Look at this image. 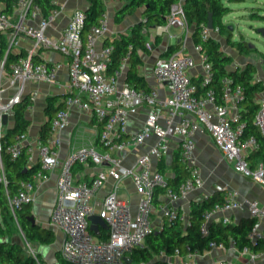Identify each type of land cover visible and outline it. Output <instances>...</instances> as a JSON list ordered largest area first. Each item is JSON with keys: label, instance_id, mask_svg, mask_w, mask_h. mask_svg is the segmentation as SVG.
I'll return each mask as SVG.
<instances>
[{"label": "built area", "instance_id": "built-area-1", "mask_svg": "<svg viewBox=\"0 0 264 264\" xmlns=\"http://www.w3.org/2000/svg\"><path fill=\"white\" fill-rule=\"evenodd\" d=\"M105 5L109 0H103ZM56 7L43 17L39 6L31 4V0H18L15 8L20 17L13 24L7 13L0 7V33L12 30L14 35L20 33L35 40L34 49L10 65L11 78L18 82L19 90L14 97L6 102L0 100V137L4 114L12 115L13 105L22 96L25 82H44L52 84L56 81L60 64L47 65L45 62L35 63L32 55L39 48L57 50L68 58V79L70 93L64 99V107L56 112L51 119L50 132L46 142L39 138L34 144H29L26 134L19 136L8 146L12 158L21 155L24 148L29 153L28 163L39 161L41 168L31 180L21 181L18 190L8 195V207L13 216L24 204L32 203L38 183L45 178V170L58 167L56 178V198L49 214L47 227L63 235L60 244L61 258L70 264H145L131 258L134 251L144 249L146 238L160 227H155L153 214L160 211L161 217L167 223L173 222L178 210L172 204L185 198L192 191L203 186V178L197 166L194 149V135L203 128L211 136L216 147L223 156L233 164L234 169L253 181L264 185V161L256 168H251L247 155L264 147V95L255 97L258 105L253 123L257 135L242 136L244 121L241 101L244 90L238 84H233L228 77L220 80V93L212 87L211 64L207 53L200 43H194L193 49L199 55V62L189 53L184 52L185 43L192 36V27L188 24L183 9V0L174 3L166 17V21L150 29L151 36L171 35L170 28H180L179 48L166 56H158L153 62L154 86L134 88L125 80L129 67V54H126L119 68L112 74L107 69L112 61L113 44H103L110 32L109 17L105 12L97 25L92 26L85 34V12L83 9L73 10L67 24L56 38L49 37L45 31L58 14V0H52ZM41 16L36 27L23 23L26 14ZM219 33L218 27L212 30L203 26L200 32L202 39L213 37ZM13 39L8 43L5 56L11 50ZM145 47L150 48L147 40ZM168 51V50H167ZM4 59L1 60L2 68ZM199 64L201 73L198 82L193 80L190 71ZM2 71V70H0ZM122 78V81L120 79ZM158 86V87H157ZM163 88V93L160 91ZM203 87V88H202ZM202 88V89H200ZM3 89L0 87V95ZM37 92L30 93V102L36 98ZM78 108L89 113L101 124L98 142L102 152L94 146L81 147L69 154L63 160L58 158L60 131L68 124L69 113ZM141 110L144 111V121L141 129L126 138L127 118ZM153 136L156 141L147 149L137 154L133 165H123L122 152L128 147L143 146ZM174 140L179 147L178 161L186 171V177L176 188L168 186L166 177L159 172L158 163L169 150V141ZM34 150L38 158H34ZM75 164H92L99 168L88 181L76 180L73 174ZM110 177L113 180L111 188L96 205L92 199L95 192ZM131 179L138 201L133 211L130 203L120 197L118 190L124 179ZM0 185L8 193L6 178L0 158ZM158 187L164 188L163 195L168 199L165 205H154V192ZM236 192H227L223 202L214 203L203 212L201 233L208 234V224L213 215L233 209L248 211L253 224L247 234L255 244L264 240L261 230V220L264 209L258 201L236 198ZM99 215L107 229H100L99 235L90 230V215ZM227 220L224 219V223ZM226 246L211 241L209 249ZM186 254L181 255L175 249L171 255L160 250L155 257L164 259L167 264H191L190 259L197 253L185 246ZM250 252V247L241 249ZM31 255L41 264L35 252ZM129 257L131 262L125 261ZM255 254L252 255L254 259ZM214 264H231L227 260H218Z\"/></svg>", "mask_w": 264, "mask_h": 264}, {"label": "crops", "instance_id": "crops-1", "mask_svg": "<svg viewBox=\"0 0 264 264\" xmlns=\"http://www.w3.org/2000/svg\"><path fill=\"white\" fill-rule=\"evenodd\" d=\"M58 4H60V6L57 5L58 14L52 24L48 26L45 31V33L51 38H56L59 36L61 29L67 24L74 9L80 8L84 10L88 6L86 0H58ZM232 4L234 3L230 4L231 12L233 11ZM120 6L121 2L117 0H109L106 4V13L109 17L110 32L103 41L98 42V47L104 44L106 38L112 39L114 37L121 36L123 33H128L130 27L135 22L140 20L142 14L140 9L131 14H126L120 19H117L115 15L117 14V10ZM8 15L13 24H16L20 19H22L20 17L19 11L15 7L11 13H8ZM40 19V15L33 17L28 13L23 17V23L28 26L36 27ZM150 29L148 31L147 40L151 42V47H145V51L140 52L141 63L138 66V71L144 76L148 87L156 85L153 78V62L155 58L158 56H166L168 47L170 45L179 44V35L181 32L180 28L171 27V35L152 37ZM219 34L220 33L213 35L217 41H219ZM0 36L5 39L7 44L13 39L11 51L14 53L23 52L26 55L29 50L34 49L35 40L31 37L25 36L22 33L14 35L10 29L6 32H1ZM193 44L194 42L192 40V36H189L185 43L184 52L192 55L198 63L199 55L194 51ZM221 49L224 51L222 46ZM36 54H38L43 61L48 62L49 64H60V68L57 71L56 81L52 84L44 82L24 83L22 96L26 97L34 91L37 92L36 98L30 102L25 114L29 121L26 136L28 138L29 144L32 145L38 138L41 127L46 122H48V116L45 113L48 99L56 98L55 103H58L62 101L64 97L71 91L68 79L67 56L63 55L57 50L48 48H39L36 50ZM2 58H5V54ZM238 61H240L238 58L235 59L232 57V63L230 65L231 69H242L247 63H252L254 65L252 61L246 62L244 64H240ZM198 66L199 64H197V66L190 71V74L196 83L198 82V76L200 74ZM143 69L151 75V81H149V79L146 77ZM255 73L256 71L254 72L255 80L260 81L262 84V89L257 92V96H261L264 95V73L262 74L263 79L260 77V75L256 76ZM120 81H122V78ZM0 87L3 89L0 95V100L3 102H6L14 97L19 90L18 82L13 80L11 76L6 74L4 71H0ZM160 91L163 93V88L160 87ZM143 121V110L128 116L127 133L125 137L129 138L132 134L138 132L143 125ZM7 125L9 127L13 125V115L11 114L8 115ZM5 128L8 127H3L2 132ZM99 131L100 125L94 117L84 110L73 108L69 113L67 126L60 131L61 141L57 149L59 160L65 159L71 152L81 147L94 146L96 149L98 147L102 149V146L98 142ZM155 141L156 137L153 136V138L147 141L143 146L138 148L128 147L124 152H122L123 165L127 167L133 165L137 154L147 149L148 146ZM194 141V155L204 181L203 186L192 191L185 198L179 199L172 204L180 212L185 222L188 220L191 204L194 202L200 203L215 192H222L223 198L227 192H236L237 199L248 198L256 200L258 201L259 206L264 209L263 184L253 181L249 177L237 172L234 169L233 164L223 156L221 151L214 144L211 136L203 128H199L196 131L194 135ZM33 152L34 158L37 159V151L34 150ZM178 152L179 147L177 142L170 140L169 150L166 155L158 163H154L158 170L160 167H162L163 175L165 177L172 178L174 176V166L178 157ZM250 154L247 155L246 159L248 165L251 168H256L261 162L264 161V153ZM98 170L99 168L92 164H75L73 167V174L76 180L88 181ZM44 174L45 178L38 183V186L34 192V199L31 203V207L32 214L34 215L36 222L40 225L46 226L50 211L56 198L55 184L58 175V167L45 170ZM112 184V178L108 177L102 186L95 192L92 201L96 205L100 203L107 191L111 188ZM118 194L120 197L124 198L130 203L133 211L136 210L138 195L135 192L131 179L126 178L123 180L121 187L118 190ZM159 200V205H165L168 202V199L163 194L159 195ZM224 219L227 220L226 223L238 224L242 219L251 218L247 210L233 209L216 213L213 215L209 224H226L224 223ZM163 222L164 220L161 217L160 211H157L155 214H153V223L155 227H160ZM261 230L264 234V218L261 220ZM56 234H58V237H56L51 244H37L35 246V252L39 257L41 264H61L59 250L63 235L61 232H55V235ZM0 240H7L9 242L16 241L20 243L17 236H15V233H9L4 237H0ZM253 254L256 255L254 259L252 258ZM218 260H227L231 262V264H264V245H262L259 249L250 248V252L245 253L232 243L224 249H207L203 253H198L190 259L191 264H214Z\"/></svg>", "mask_w": 264, "mask_h": 264}, {"label": "trees", "instance_id": "trees-1", "mask_svg": "<svg viewBox=\"0 0 264 264\" xmlns=\"http://www.w3.org/2000/svg\"><path fill=\"white\" fill-rule=\"evenodd\" d=\"M88 3L85 12V34L92 26L97 25L99 20L106 12V5L103 0H86ZM121 2V6L117 10L115 17L120 19L126 14H131L136 10H141V18L135 22L128 33H123L119 37L112 39L106 38L104 44H113L114 51L112 53V61L107 72L114 73L120 65L122 58L129 54V67L126 72V82L134 88L148 87L147 82L142 74L138 71L141 63L140 52L145 51V42L147 40L150 28L162 24L166 21L171 6L178 0H117ZM245 0H183V9L188 24L192 27V40L194 43H200L202 49L208 55V61L211 64L212 87L216 92L220 93V80L228 77L233 84L243 87L244 99L240 105L242 107L244 132L242 136L257 135V130L253 120L258 109L255 103L257 92L262 89L260 81L255 80V66L247 63L244 68L231 69L232 57L226 54L222 49L220 42L214 37L202 39L200 32L203 26L207 24L209 13L213 17V27L219 28V33H226L227 43L240 54L248 55L251 52V46L244 40H231L232 32L230 27L224 23V17L231 12V3H239ZM18 0H0V7L4 13H11L17 5ZM31 4H36L41 10L43 17H48L56 4L52 0H31ZM8 44L4 38L0 36V63L7 50ZM179 48V44L170 45L167 54ZM23 52L14 53L11 50L6 54L4 63L0 70L6 74L10 73V65L24 57ZM35 63L45 62L38 54L32 55ZM264 62V58H263ZM50 65L48 62H45ZM203 88V87H202ZM200 88V89H202ZM66 97V96H65ZM64 97V99H65ZM64 99L55 103L56 98H49L45 108L48 116L46 122L39 131L38 138L43 142L47 141L50 132V123L53 116L58 110L64 107ZM30 105L29 95L21 96L20 100L13 105V125L5 128L0 137V158L3 169L8 180V193L0 185V237L11 234V223L18 225L24 238L30 243L51 244L55 238V232L47 226L38 223H32L29 216L32 215L31 203L24 204L18 209L13 216L8 207V195L14 194L21 181L31 180L32 176L41 168L39 161L28 163L27 157L29 153L24 148L20 156L12 158L8 146L16 141L22 134H26L29 121L26 117V110ZM100 127L101 124L99 123ZM264 153V147L252 152ZM250 154V155H251ZM159 172L163 174L162 167ZM186 177V171L180 164L178 159L175 161L174 176L166 177V183L172 188H176L180 181ZM164 193L163 187H158L154 192L153 203L159 205V195ZM222 192H215L205 198L202 202H194L190 206L188 220L185 222L178 211V215L173 222H163L158 230H154L146 238V247L141 250L134 251L131 258L136 261H143L145 264H167L164 259L156 258L155 255L163 250L167 255H171L175 249H179L182 256L186 254L185 246H189L193 253H203L209 249V243L215 241L221 242L226 247L235 245L239 249L250 247L251 249H259L264 245V241H258L253 244L247 234L253 224V219H242L238 224H208V234L201 233V224L203 221V212L213 206L214 203L223 202ZM61 264H70L64 261L60 256ZM41 262V261H40ZM0 264H37L31 254H26L22 245L16 241L0 240Z\"/></svg>", "mask_w": 264, "mask_h": 264}, {"label": "rangeland", "instance_id": "rangeland-1", "mask_svg": "<svg viewBox=\"0 0 264 264\" xmlns=\"http://www.w3.org/2000/svg\"><path fill=\"white\" fill-rule=\"evenodd\" d=\"M232 8L233 11L230 14H227L223 19L224 23L230 27L232 32L231 40H244L251 46L252 50L248 55L238 53L228 45V36L226 33L219 34L218 40L225 53L235 59L238 58L240 64L252 61L256 68L255 75H260V77H262V74L264 73V34L260 32V30L264 29V0H245L243 2L232 4ZM198 70L201 73L200 66H198ZM143 72L149 81H151V75L144 69ZM97 151L102 152L103 150L98 147ZM11 225V232L15 233V236L19 239L24 252L26 254L35 252V246L40 243L28 242L24 238L18 225L14 222L11 223ZM56 237H58V234H56Z\"/></svg>", "mask_w": 264, "mask_h": 264}, {"label": "water", "instance_id": "water-1", "mask_svg": "<svg viewBox=\"0 0 264 264\" xmlns=\"http://www.w3.org/2000/svg\"><path fill=\"white\" fill-rule=\"evenodd\" d=\"M206 26L210 30L213 29V17H212L211 13H209V15H208V21H207ZM260 32H262L264 34V29H261ZM0 55H1V49H0ZM2 124L5 127L9 128V126L7 125L8 124V115L7 114L3 115ZM29 219L31 220L32 223H37L33 214L31 216H29ZM88 220L90 221V230L97 235H99L100 229H104V230L107 229V225L105 224L103 219L97 214L90 215ZM125 261L128 263L131 262L129 257H125Z\"/></svg>", "mask_w": 264, "mask_h": 264}]
</instances>
